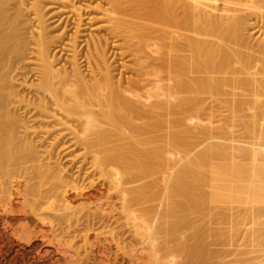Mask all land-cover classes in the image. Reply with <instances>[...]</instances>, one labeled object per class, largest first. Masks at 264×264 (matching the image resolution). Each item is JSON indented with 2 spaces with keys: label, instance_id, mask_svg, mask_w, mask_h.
Instances as JSON below:
<instances>
[{
  "label": "bare ground",
  "instance_id": "bare-ground-1",
  "mask_svg": "<svg viewBox=\"0 0 264 264\" xmlns=\"http://www.w3.org/2000/svg\"><path fill=\"white\" fill-rule=\"evenodd\" d=\"M19 1V5L16 4L18 12L16 11L12 17V15H9V10L12 5L13 8L15 7V2L11 4L13 2L11 0H0V264H61V260L67 258L68 249L71 250L70 248L73 247L71 245L68 247V244L71 243L66 246V242L57 241L58 243L53 246V251H49L47 248L41 252L40 248L45 244L42 241L38 243L34 240L36 237H41L42 240L49 239L46 231L51 223L47 222L50 220L52 222V219H57V221L59 220L64 224H69L71 221L77 222L79 224L76 223L77 227H83L82 229L86 230V234L80 231L79 228L75 231H78V236H80L79 232L83 234L80 236V242L82 241L85 249L88 247L91 249V240L87 232L96 231L95 229L100 230L101 226L104 225L103 221L101 222L103 220L102 216L107 218L105 215H108L109 218L111 216L114 218L112 214L115 213L118 216L119 212H115L117 209L114 210L116 205L114 207L113 203L116 199L112 202L114 196H110L112 193L113 195L116 193L115 196L122 201V205L119 204L123 208L120 216L124 213L126 221L127 218L136 219L132 217L134 216V213H132L133 206L135 205L134 208L141 206L137 204L143 202V200L147 202L148 198L150 199L148 201L151 202V199H153L156 203L161 198L166 200V208L164 207L165 204L160 206L163 208L161 211H164L161 214H165L167 218L165 215L162 216L163 218L159 214L156 215L158 211L154 207H144L145 209L155 210V212L151 210V213L150 209L146 212L141 207V211L146 212L148 216H145L146 214L143 212L142 223H137L136 229H132L136 231L134 233H137V236L140 235L139 247L127 250L125 247L129 249L133 244H129L130 246L123 245V248L122 245V247L120 246L123 242L120 239L117 241L118 244L115 243L117 251L122 250L124 255H127L126 261L124 258L118 260L116 253L114 258L109 254L111 248L107 242L112 240L113 243L116 238L112 233L114 229L110 230L108 228V237L102 236L104 239H100V232V238L98 235H94L98 242L91 237L97 242L91 241L92 244H97L96 248L92 246L93 253H95L93 259L97 260L95 262L98 264H134L135 259L138 257L136 261L139 260L143 256V251L148 247L155 251L156 247L160 246L159 241L157 240L156 244L155 240L156 237V239L160 237L157 235L158 233L167 235L169 238H172L170 236L176 237L181 233V230L177 232L178 227L183 226L184 229H181L185 231L184 225L189 226V231L194 227L190 237L194 236L192 239L195 242H189L190 240L185 238L184 242L181 240V244L180 242L179 245L176 244L177 242L175 244L183 252V248L186 246L184 249L185 251L188 249L189 252L186 251L188 254L185 258H188L189 255L194 260L193 264L199 263L198 260V262H195V259L203 260V256L207 260L203 263L211 264L217 253H213V251L210 253V249H208L209 253H204L203 250L199 251V247L204 246L200 243L203 241V236L206 237V235L201 230L202 228L198 227V225H201V222H198L201 217L198 218L197 216H203L204 211L208 214L211 225L215 224L212 223V220L217 223L215 224L217 227L213 225L210 229L208 228L209 221L205 217L206 214L203 216L206 218L204 220V223L206 221V225H204L207 226L205 229L208 228L213 237L217 236L216 238H219L221 236L218 239L220 242H216L214 238L210 237L209 241L211 242L208 243H211L214 247L222 242L219 247L221 251H219L224 253H221L222 256L220 252L217 255L221 256L222 259L226 258V255L233 254V252L228 253V250L226 252L225 248L227 246L223 248L225 251L222 250L221 247H224V244L233 245L231 241H236L235 243L238 244V240H241L242 244H240L244 246L245 243L242 239L245 237L243 236L253 239L254 232L250 230L254 236H248L250 235L249 230L244 227L246 223L243 224V228L241 227L246 214V221L250 220L249 218L252 215L248 214L256 210V205H264V125L260 123L264 120V33L262 34L263 37L257 38L258 43L252 45L249 42L248 49L245 48L246 41L244 44L243 30L248 29L247 23L250 20L246 18L249 17V13L245 18L241 17L240 14L239 16L235 15L241 9L235 7L237 5L233 4V0H95V3L98 1L97 5H92L94 2L89 0L90 2H88H93L91 5L95 7L91 9L94 13L97 11L99 14L95 13L98 16L96 20L106 22L104 23L107 25H104L106 33H104L105 36L101 35L102 37L91 35L93 38L89 39L90 42H87V47L85 45L86 49L82 47L84 50L82 48L79 50L77 39H80L78 35L80 34L79 30H82L79 29L81 28L82 18L76 17L85 13L83 6L85 2L87 3L86 0H80L84 3L77 5L78 7L76 6L77 10L81 11L83 9L82 11H84L82 14L77 11V16L74 15L76 14L74 4V7L70 6V8H74L75 12L69 9V5L67 7L69 11L67 10L66 15L73 13L71 16H76L75 19L70 15L69 17L74 21L76 19L79 21H73V24L77 26L74 27L77 29H75V33L70 34V37L68 35L70 32L66 34L69 39L65 43L63 35L50 36V30H48V24H45L46 19L44 20L43 15L44 4H40V6L38 0L31 2L32 4L30 3L31 0L29 1L34 6L29 5L32 7L29 9L34 10L33 16L35 18L33 17L34 20H31V22L35 21V24H33L27 21V18L26 20L21 18V13L26 12L27 8L25 9V6L28 5L23 4L25 0L23 3L22 0ZM61 1L59 3H62ZM72 1L67 3H76V0ZM240 1L242 3L244 0ZM52 3L54 2L52 1ZM77 3L79 4L78 0ZM234 3L237 4V2ZM55 4L57 6L58 2ZM20 5L24 7H21L23 12H21ZM255 5L256 3L253 6ZM86 6L88 7V4ZM15 8L17 9V7ZM60 8L61 10L64 9L63 7ZM29 9L27 10L32 14ZM250 9L255 14L260 12L257 11L256 7ZM57 12L60 13V10H57ZM254 13L250 12L255 17ZM57 15L59 16V14ZM24 21L27 25L23 23ZM92 21L94 20L92 19ZM28 22L33 26L37 23L39 31L35 34L33 31H29L31 26H28ZM98 22L96 21V23ZM22 23L29 28L26 27L27 29L24 30L25 26H21ZM158 26L160 27L157 28ZM95 28L97 29V27ZM27 30L31 34L29 38H27ZM25 34H27L26 37ZM260 39L262 40L260 41ZM119 40L120 42L122 40L126 45L123 46V43L120 45ZM133 40L135 41L133 42ZM54 43L58 45L53 46L54 50L60 54L66 51L69 52L71 60L69 63L67 62V67L55 68V58L51 50ZM110 44H112L111 47ZM112 46L118 47L119 57L129 56L130 58L127 57L129 59L134 57V60L132 59L134 62L136 59L138 68L135 70L136 72L134 71L136 76L132 73L134 79L126 78L122 80L121 78L114 81L107 56V52ZM250 46L251 48L256 46L255 53L254 48L252 49L254 54L251 50L249 51ZM118 55L116 54V56ZM79 56H82L80 57V59L83 58L81 59L82 62L79 60ZM116 56L114 55V58ZM83 62L84 64L86 62V67H91L90 74L92 76L89 75L91 77H88L90 79H86L82 74L84 70L81 69L80 64ZM28 63H31L30 66L32 65L34 71H36L38 80L37 84L31 85L34 88L31 97L21 96L16 84L20 77L24 78L26 72L23 71H26ZM110 67L112 66L110 65ZM132 67L136 68L135 66ZM128 68L130 67H125L126 70ZM22 83L25 84L26 82ZM213 100L218 101L220 108L222 106L228 112L229 115H227L230 118L227 119L226 113L221 108V113H225L226 119L224 118V123L222 121L223 124L221 123L216 129L211 126L214 124L211 120L216 116V113L219 114L220 110L219 108H213V105L210 104ZM217 107H219L218 104ZM216 110L219 112H215ZM223 115L217 116L222 118ZM245 116L251 118L250 121L245 124H238L240 126L239 130L245 136H236V130L233 127H237V125L235 126L232 122L235 123L237 122L236 118ZM67 146H70L71 150L80 148L85 151V153L82 152V162L77 163V165H80L77 166L76 163L71 165L70 163L71 166L66 167V169L74 168L73 165H75L77 168L73 170H75L74 172L78 171L76 172L78 175L75 174V177H81L79 180L73 178L74 172L71 168L66 171L65 167L52 165L55 163H52V158L54 160L58 159L56 155L54 156V151H57L55 154L60 158L61 154H59L60 150L58 149H61V153L64 155L69 150ZM73 146L77 148H73ZM62 150L63 152L66 150L65 153ZM67 172H71L73 175L71 176V173L68 175ZM66 175L71 177H67L70 178V182L66 179ZM95 176L103 180V183L99 181L101 184H98V186L94 184V188L90 181L96 183L98 179L94 178ZM88 180L90 181L88 182ZM87 182L90 184V190H88ZM136 183H140V185L134 186ZM101 185L103 187L105 185L106 190L108 188L109 191L113 192L108 191L109 193L106 192L107 194L104 195L105 193L100 188ZM68 188L72 189L71 195H68ZM165 200L160 201H163V204ZM236 202L250 204L251 208L255 210L250 211L251 208H249L250 212L244 213L247 212L246 209L244 212L241 210V214H238V208L235 215L228 210L230 207L228 208L227 205ZM153 204L150 203L152 206ZM154 206L156 205L154 204ZM160 206L158 207L160 208ZM215 209L217 212L219 211V215L217 217V212L214 211L215 216L211 217ZM220 209L223 211L220 212ZM258 209H261L262 213V208ZM227 210L231 213H228ZM189 214L192 217H189ZM228 214H230V217H232L231 214L235 215V218L238 217L237 220L227 219ZM20 215L22 216L20 217ZM254 215L258 216V214ZM168 216L173 218L172 221ZM225 216H227L226 219ZM239 216L243 220L241 217L239 220ZM256 216L254 221H252L253 217L250 221L258 222L255 221ZM259 216L264 217L261 214ZM96 217L102 218L98 221V224L101 223L99 229L96 228L98 219L94 222ZM145 217L146 219L149 217L148 221H151V223L144 221L146 220ZM193 217H197L199 220H194ZM190 218L193 219L189 220ZM157 219L159 221L165 219L166 228H164L165 226H162L163 229L157 227ZM167 220L169 221L167 222ZM260 220L259 223L262 225ZM81 221H83L82 224L79 223ZM195 221L199 223L197 226ZM232 221H238L239 224L235 222V225ZM72 222L69 225L70 227ZM225 222L227 223L226 226H224ZM232 224L233 226H231ZM43 225L48 226L46 230L42 228ZM110 225L112 224L107 226L110 227ZM127 225L132 226L130 221L127 222ZM222 225L224 227H220ZM228 225L232 228L227 227ZM238 225L241 226L238 227ZM107 226L105 227L107 228ZM133 226H135V223ZM214 226L217 230L213 228ZM197 227L200 229L196 232ZM175 228L177 231H175ZM227 228L229 231L226 230ZM258 228L260 226L255 229ZM158 229L162 230L159 231ZM173 229L178 234L173 232L174 235H172ZM231 229L234 232L231 233ZM244 229L245 234L248 232L246 235L243 232ZM164 230L168 231L163 232ZM170 230L172 231L170 232ZM260 230L255 232L257 234L261 233V235L256 234V237L264 236V230L259 232ZM238 231L239 233L242 232L240 234L243 235V238L235 240V238L241 236L238 233V237H236L235 233ZM192 232H194L193 235ZM230 233L231 238H229ZM233 233L234 236H232ZM103 234L106 235L107 233ZM117 234L121 238L122 233ZM227 235L229 236L227 237ZM256 237H254L257 239L256 242H259L261 237ZM249 238H245L246 245L249 244V240L251 242ZM179 239H181L180 235L176 240L180 241ZM230 239L232 240L229 242ZM262 239L259 246H261ZM128 241L130 240L128 239ZM161 241L160 243L164 247L167 241L165 243ZM125 242L122 244H126ZM252 242L251 244H253ZM256 242L255 244H258ZM23 243L29 244V246L25 247ZM189 243H195L199 249L194 250ZM251 244L247 248L255 246ZM188 245L190 248L187 247ZM230 245L228 246L231 247ZM173 247L175 250L174 245ZM90 249L88 248L85 252L87 256L88 252L92 253ZM250 249H246L247 252L254 250ZM164 250L161 249L162 252ZM74 252L77 253L74 254L75 256H80L82 264H85L86 262H83L84 258H81L82 254L80 255L77 250ZM200 252L204 254H197ZM254 252L257 253V249ZM261 252V256H264ZM51 253L59 256L54 261L52 260L53 262H51V259L49 262L47 257ZM118 254L120 255V252ZM178 254L180 255V253ZM207 254H211L212 257L210 258ZM213 255L215 256L213 257ZM257 256H252L253 258L247 260H254ZM242 257L243 259H240L242 262H248L244 260V256ZM77 259L76 257L75 260ZM122 260L125 262L122 263ZM175 260L170 261V264H172L171 262L174 263ZM234 260H237L236 264H238V258H234ZM249 263L258 264L250 261ZM73 264H78V260L77 263ZM79 264L81 263L79 262Z\"/></svg>",
  "mask_w": 264,
  "mask_h": 264
},
{
  "label": "rangeland",
  "instance_id": "rangeland-1",
  "mask_svg": "<svg viewBox=\"0 0 264 264\" xmlns=\"http://www.w3.org/2000/svg\"><path fill=\"white\" fill-rule=\"evenodd\" d=\"M11 1H13L11 4H13V3L15 2L14 6L17 7V9H16L15 7L13 8V7H12L13 5L11 6V5L9 4V5L11 6V8H10V6H9V8H10V10H9V15H12V17H13V16L15 15V12H16V11L18 12V6H17V5H19V4H18V1H19V0H17V1H16V0H15V1H14V0H11ZM20 1H21V0H20ZM20 1H19V2H20ZM29 1H30V0H25V2H24V0H22L21 2H22V3L24 2L23 4L29 6V5L32 4L31 2H34L35 0H33V1L31 0V1H30L31 4L29 3ZM52 1H53L54 3H52ZM60 1H61V0H47V2H46V0H42V1L38 0V4H39V5H40V4H41V5L44 4V5H43V7H44V9H43L44 11H43V12H44V13H43V12H42V13H43V15H44V20L46 19V23H45V24H46V25L48 24V30H50V36L52 35V37H53V36L55 37V36H62V35H63V40H64V43H65V42L68 41V39H69V37H70V34L75 33L74 31H75V29H77V28H75V27H77V26H75L76 24H75V25L73 24L74 22L77 21V19H76V21H74V20L71 19V17H72L73 19H75V17H76L77 14H78L77 11H79V10L76 9V8L78 7L77 5H82V4L84 3L83 1H85V0L81 1L82 3L80 2V0H78L79 4L77 3V0H76V3H75V2H74V3H67V2H69V1L71 2L72 0H69V1H68V0H66V1H65V0L63 1V0H62L61 2H62L63 4H62V3H59ZM73 1H75V0H73ZM73 1H72V2H73ZM86 1H87V3L85 2V4H86V5L88 4V7H89V8L84 4L83 9H84L85 13H83L84 11H82V10H83L82 7H80V9H82V10L79 11L80 14L83 13V14L81 15V16H83V17H81V16H79V15H78V17H76V18H79V17L82 18V19H81V22H82V23H80V27H81V28H79V29H82V30H79V32H80L79 35L77 34V35H78V38L80 37V39H77V41H78V45H79V50H81L82 47L84 48L85 45H86V47H87V42H90L91 38H93V37H99V36L102 37L103 35L105 36L104 33H106L105 30H104V25H105L104 23H106V22H103V21L101 22V21H99V20H96V18H98V16H97L98 13H97V11H96L95 13H97V14H95L94 11H93V9H91V8L94 7V6H92V5H97L96 3H98V1H96V3H95V0H90V1H93L94 3H93V2L89 3V2H90L89 0H86ZM88 1H89V2H88ZM245 1L247 2V4H246ZM249 1H250V2H249ZM252 1L254 2L255 0H244V1L242 2V3H243V4H242L240 0H239V1H238V0H233V4L237 5V6H235V7H239V8L241 9V11H238V12H239L238 14H237V12H236L235 15L239 16V14H240L241 17H244V18H245V17L248 16V13H249V17L246 18V19L250 20V21L247 23V26H248L247 28H248V29H246V31H248V32H246L245 29H244V30H243L244 34L242 33V34H243V37L245 38V39L243 38V43L246 41V42H245V43H246V45H245L246 47H245V48H247V49H248V45H250V44L254 45V43H258L257 38L259 39L261 36L263 37L262 34L264 33V29H263V28H264V6H263V5H264V0H259L260 2H258V1L256 0V1L254 2V4L256 3L255 6H253L254 4H253ZM43 2H45L46 4L43 3ZM57 2H58L57 6L60 4V5L58 6L59 8H58V7L56 6V4H55V3H57ZM234 2H237V4L234 3ZM50 3L52 4V7H51V4H50ZM92 3H93V4H92ZM250 3H252V4H250ZM258 3H259V4H258ZM16 4H17V5H16ZM47 4H48V5H47ZM64 4H65V5H64ZM73 4H74L76 10H75L74 8H72V9L70 8V6L74 7ZM91 4H92V5H91ZM240 4H241V5H240ZM260 4H261V5H260ZM21 5H22V4H21ZM21 5H20V8H21V7L24 8V7L21 6ZM41 5H40V6H41ZM68 5H69V9H70V10H73V9H74V10L76 11V12H75V11L73 10V12L76 13V14H74V15H76L75 17H73L74 15L71 16L73 13H70V14L68 13V15H66L67 10L69 11V9H67ZM238 5H240V6L243 7V8H241V7L238 6ZM247 5L250 6V7L248 8ZM28 6H27V7L25 6V9H26V8L29 9L32 5L29 6V7H28ZM76 6H77V7H76ZM244 6H246V7L244 8ZM262 6H263V7H262ZM32 7H34V6H32ZM32 7H31V8H32ZM60 7H63L64 9L61 10ZM86 7H87V8H86ZM254 7L257 8V11H260V12H258V13H260V14L256 13V14H257V15H256L254 12H252V10H251L250 8H254ZM9 8H8V9H9ZM12 8H13V9H12ZM22 8H21V10H22L21 12H23V9H22ZM94 8H95V7H94ZM247 8H248V10H247ZM259 8H260V9H259ZM14 9H16V10L14 11ZM27 9H26V12L24 11V14H26V15H24L23 13H21V18H23L24 20H26V18H27V19H28L27 21H30V22H31V20L33 21L34 18H35V17L33 16V15H34V12H33L34 10H32V9L30 10V9H29V10L32 12V14H31ZM53 10H54V11H53ZM57 10H60V13H58L59 11L57 12ZM65 10H66V11H65ZM94 10H95V9H94ZM246 10H247V11H250L252 14L254 13V14H255V17H254V15L250 14V12H247ZM12 11H13V12H12ZM45 11H46V12H45ZM61 11H64V12H61ZM88 11H89L90 15H89ZM27 12H28V13H27ZM54 12H55V13H54ZM56 12H57V13H56ZM70 12H71V11H70ZM11 13H12V14H11ZM47 13H48V14H47ZM246 13H247V14H246ZM22 14H23L24 16H23ZM57 14H59V16H58ZM61 14H63V15H61ZM242 14H243V15H242ZM31 15H32V16H31ZM69 15H70L71 17H69ZM88 15H89V16H88ZM98 15H99V14H98ZM233 15H234V14H233ZM67 16H68L69 18H68ZM84 16H86V17H84ZM96 16H97V17H96ZM251 16H252V17H251ZM258 16H261V17H258ZM31 17H32V19H31ZM33 17H34V18H33ZM48 17H49V18H48ZM52 17H53V18H52ZM89 17H90V18H89ZM47 18H48V19H47ZM57 18H58V19H57ZM87 18H88V19H87ZM91 18H92L94 21H92ZM250 18H251V19H250ZM256 18H257L258 21L256 20ZM23 19H22V20H23ZM49 19H51V20H49ZM90 19H91V20H90ZM56 20H57L58 22H57ZM60 20H61V21H60ZM63 20H64V21H63ZM89 20H90V21H89ZM252 20H253V21H252ZM255 20H256V21H255ZM261 20H262V21H261ZM73 21H74V22H73ZM78 21H79V20H78ZM78 21H77V22H78ZM91 21H92V23H91ZM96 21H97V22L99 21V22L96 23ZM30 22H28V26H29V27L31 26V27H32V30H31V27H30L29 31H33L34 34L37 33V32L39 31V28L37 29V23H36L35 26H33V24H35V21H34V22H31V23H33L32 25L30 24ZM83 22H84V23H83ZM23 23H25V21H24ZM23 23H22V24H23ZM50 23H51V24H50ZM60 23H61V24H60ZM249 23H250L251 25H253V26H251ZM256 23H258V24H256ZM22 24H21V26H25V24L27 25V23H25V24H23V25H22ZM29 24H30V25H29ZM83 24H84V25H83ZM93 24H94V25L97 24V25L94 26ZM254 24H255L256 26H258L259 28L261 27L262 29H261V28L258 29ZM259 24H260V25H259ZM57 25H59V26H57ZM249 25H250V26H249ZM28 26H25V28H23V29L25 30V29L29 28ZM50 26H51V27H50ZM67 26H69V27H67ZM74 26H75V27H74ZM99 26H100L101 28H100ZM105 26H107V25H105ZM154 26H155V25H154ZM156 26H157V25H156ZM262 26H263V27H262ZM26 27H27V28H26ZM35 27H36V28H35ZM55 27H56V28H55ZM63 27H64V29H63ZM83 27H84V28H83ZM95 27H97V29H96ZM98 27H99V28H98ZM159 27H160V26H158L157 28H159ZM254 27H256L257 29L254 28ZM65 28H66V29H65ZM67 28H68V29H67ZM23 29H22V31H24ZM72 29H73V30H72ZM91 29H92V30H91ZM98 29H99V30H98ZM101 29H102V30H101ZM34 30H35L36 32H35ZM58 30H59V31H58ZM66 30H67V31H66ZM95 30H96V31H95ZM254 30H255V32H254ZM257 30H259V31L257 32ZM261 30H262V31H261ZM27 32H28V30H27ZM66 32H67V33H66ZM69 32H70V33H69ZM72 32H73V33H72ZM98 32H99V33H98ZM23 33H25V31H24ZM54 33H55V34H54ZM63 33H65V34H63ZM68 33H69V34H68ZM259 33H260V34H259ZM27 34H28V37H27V38H29V37L31 36V34H30L29 32H28ZM27 34H25V37H26ZM29 34H30V35H29ZM66 34H68L69 37H68V35H66ZM95 34H96V35H95ZM252 34H253V35H252ZM258 34H259V35H258ZM91 35H92V36L94 35V36L92 37ZM101 35H102V36H101ZM71 36H73V35H71ZM252 36H253V37H252ZM246 38H247V39H246ZM263 38H264V37H263ZM87 39H88V40L90 39V40L88 41ZM85 40H87V41H85ZM261 40H262V39H260V41H261ZM110 41H111V40H110ZM134 41H135V40H133V42H134ZM62 42H63V41H62ZM85 42H86V43H85ZM119 42H120V40L118 41V43H119ZM249 42H251V43L249 44ZM83 43H84V44H83ZM121 43H123L122 40H121V42H120V45H121ZM245 43H244V44H245ZM54 44H55V45H54ZM54 44H52V48H51V50L53 51V52H52V55H53L54 58H55V59H54V60H55V66H56L55 68H61V67H63V66H66V67H67V66H68V63H69L70 60H71V58H70L71 56H70L69 52L66 51V52H63V53L60 54L58 51L54 50V49H55L54 47L58 46L56 43H54ZM58 44H59V43H58ZM111 45H112V44H110V47H111ZM125 45H126V44H125ZM125 45H124V43H123V46H125ZM53 46H54V47H53ZM80 46H81V47H80ZM86 47H85L84 49H86ZM110 47H109V48H110ZM255 47H256V46H252V48H251V46H250L251 49H249V51L251 50V52H252V49L254 48V53H255ZM83 48H82V50H84ZM112 48H114V49H112ZM112 48H110V49H109V52H107V53H108L107 56H108V58H109V59H108V60H109V63H110V65L112 66V67H110V65H109V69L111 68L110 70H111V72L113 73L114 81H118V80L121 79V78H122V80H123V79L125 80L126 78H132V79H134L135 77H133V75H134L135 72H136L135 70H137V68H138V67H137L138 65H137V61H136V59H135V62H134V61H133V60H134V57H133V58L131 57L133 60H132V59H129V58H130L129 56H127V57H129V58H127L126 56L123 57V58H121L122 56L119 57L120 55H118V54H120V52H118L119 49H117L118 47L116 48L115 46H112ZM242 50H243V48H242ZM243 51H244V50H243ZM245 51H246V50H245ZM247 51H248V50H247ZM252 53H253V52H252ZM254 53H253V54H254ZM59 54H60V55H59ZM65 54H66V55H65ZM67 54H68V55H67ZM112 54H113V55H112ZM116 54H117L118 56H116ZM80 55H82V54H80ZM114 55L116 56L115 58H114ZM80 57H82V56H79V60L81 61V59H83V58L80 59ZM136 58H137V57H136ZM124 60H125V62H124ZM138 61H139V60H138ZM65 62H66V63H65ZM67 62H68V63H67ZM81 62H82V61H81ZM133 62H134V63H133ZM63 63H64V64H63ZM111 63H112V64H111ZM28 64H29V63H28ZM30 64H31V63H30ZM30 64H29L28 67L26 68V71H25V70L23 71L24 73L26 72V73H25L26 75L24 74V76H23L24 78L20 77V78H19L20 80L18 79V82H16V84L18 85V86H17V90L19 91V93H20L21 96H29V97L33 96L34 88H33L31 85H35V84L38 83V82H37L38 80H37V78H36V77H37V76H36L37 73H36V71H34L33 66H32V65L30 66ZM122 64H123V65H122ZM113 65H114V66H113ZM124 65H125V67L127 66V67H130V68H128V70H126L127 68L125 69ZM83 66H84V67H83ZM86 66H87L86 62H85V64H84V62L80 64L81 69L84 70V71H82L81 69H80V70L82 71L83 76L87 79L88 77H91L92 74H90V73H91V71H90V70H91V69H90L91 67H89V66L86 67ZM132 66H135L136 68H134V67H132ZM113 67H114V68H113ZM131 68H132V69H131ZM133 68H134V69H133ZM112 70H114V71H112ZM134 71H135V72H134ZM83 72H84V73H83ZM112 73H111V74H112ZM132 73H133V75H132ZM89 75H91V76H89ZM134 76H136V75H134ZM88 79H90V78H88ZM22 82H26V83L24 84V83H22ZM21 83H22V84H21ZM23 84H24V85H23ZM220 98H221V97H220ZM222 98H223V97H222ZM208 102L210 103V101H208ZM212 102H214V103H212ZM212 102H211L210 104L213 105V108H215V109H218V108H219V110H220V112H219L218 110H216L215 112H219V114L216 113L215 115H216V116H217V115H220V116H221V115L224 114V115L222 116V118L219 116L221 119H220L218 116H217L218 118H217L216 116H214V117H213L214 120H213V119L211 120V121H212V124L214 123V124L211 125V126H212V127H215V129H216V128H218V127L221 125L222 121H223V123H224L226 117H227L228 120H229L230 118H228V115H229V114H228V112L225 111V109L222 108V106H221V108L224 110L223 112L226 113V117H225V113H221L222 109L220 108L219 103H217L218 101L215 102V101L213 100ZM214 104H215V106H214ZM217 104H218L219 107H217ZM215 109H214V110H215ZM227 114H228V115H227ZM247 114H248V113H247ZM247 117H248V116L241 117V118H236V121H237V122H235V123L232 122L235 126L237 125V127H233L234 130H236V131H235L236 134L234 133L236 136H240V137H244V136H245V135L242 133V131L239 130V129H240V128H239L240 126H238V124L241 125L242 123L245 124V123H247L248 121H250L251 118H249V117L247 118ZM224 118H225V119H224ZM223 119H224V120H223ZM237 119H238V120H237ZM239 119H240V120H239ZM234 120H235V119H234ZM230 121H231V120H230ZM232 121H233V120H232ZM204 123H206V122H204ZM204 123H203V124H204ZM223 123H222V124H223ZM260 123H261L262 125H264V120H263L262 122L260 121ZM187 124H188V123H187ZM217 126H218V127H217ZM234 130H233V131H234ZM238 130H239V131H238ZM238 133H239V134H238ZM240 133H241V134H240ZM232 134H233V133H232ZM234 134H233V135H234ZM70 146H71V145H70ZM70 146H69V147L67 146V147L69 148V150H70L71 152H68L69 150H68L67 148H66V149H67L68 151L65 150L66 153H65V151L63 152V150H62V152L65 153L64 155L61 153V149H58V150H60V153H59V152H58V153L61 154L60 158H59V156H57V154H55V152L57 153V151H54V156L56 155V158H58V159H55V160H54V158H52L53 160H51V161H52V163H53V162L58 163V164H55V163H54V164H52V165H56V166L59 165V166H61V168H64V167H65V170H66V171H68L67 169H70V168H71L72 171L74 172V171L76 170V168H77L75 165H73L74 168H75V170H73L74 168H72V167L67 168V169H66V167L71 166L72 163H73V164L76 163V165H77V163H81V162H82V158H81V156L83 155V153H85V151H84L83 149L81 150L80 148L71 150V149H70ZM64 147H65V146H64ZM71 148H72V147H71ZM73 148H77V147H74V146H73ZM40 149H41V148H40ZM41 151H42V150H41ZM82 152H83V153H82ZM67 153H68L69 155H68ZM70 153H71V154H70ZM68 156H69V157H68ZM60 159H61V160H60ZM56 160H57V162H56ZM59 160H60V161H59ZM74 161H75V162H74ZM70 163H71V165H70ZM78 165H80V164H78ZM78 165H77V166H78ZM59 166H58V167H59ZM69 171H70V170H69ZM72 171H71V172H72ZM71 172H67V174L70 175ZM73 172H72V173H73ZM76 172H78V171H76ZM76 172L73 173L74 175L71 173V176L73 175V178L75 177V174L78 175V173H76ZM65 174H66V172H65ZM82 176H83V175H82ZM67 177H70V176H67V175H66V179L69 181V179H70L71 177H70L69 179H68ZM77 177H79V176H77ZM75 178H76V177H75ZM80 178H81V177H80ZM80 178H76V179L79 180ZM94 178H97V177L95 176ZM92 179H93V178H92ZM97 179H98V181H97L96 179H94L95 181H97L96 183H94V181H92L91 179H90V180H91L92 182H91L90 180H88V182L90 181V184H92L93 187H94V184H96V186H98V184L100 185L101 182L103 183V180H101V179H99V178H97ZM76 181H77V180H76ZM86 181H87V180H86ZM86 181H85V182H86ZM99 181H101V182L99 183ZM69 182H70V181H69ZM88 182H87V187H89V185H90ZM85 184H86V183H85ZM137 184H138V183L134 184V186H136ZM138 185H140V183H139ZM104 187H106V186L104 185ZM104 187L101 185L100 188H101V190H102L105 194H104L103 192H102V193H103L104 195H106V194H107L106 192H108L109 189L107 188V190H106V188H104ZM94 188H95V187H94ZM92 189H93V188H92ZM92 189H91V190H92ZM68 190H69V192H71V193L68 192V195H69V194L71 195V194H72V189H69V188H68ZM70 190H71V191H70ZM88 190H90V187H89ZM93 190H94V189H93ZM93 190H92V191H93ZM109 192L111 193V192H113V191H109ZM109 192H108V193H109ZM115 195H117V194L115 193ZM115 195H113V193H112V195L110 194V196H112V197L114 196L113 198H112V197H110V198H112V202H113L114 199H116V200H114L113 203H114V207H115V205H116V208H114V210L117 209L115 212H117V213L119 212V213H118V216H117V214H116L115 212H113V213H115V214H112V215H114V218H112V216H111L112 219L109 218L108 215H105V216H107V218H105L104 216H102L103 220H101V222L103 221L102 223L104 224V225H102V226H101V223L98 224V221H100L99 219H102V218H101V217H100V218H99V217H98V218L96 217V219L94 220V222L98 219V220L96 221V222H97L96 225H98L96 228H98L99 226H101V228L99 227L100 230L95 229L96 231H91V232L88 231L87 234H89V238H90V240L93 241V242L95 243L97 239L94 238V235H98V237H99V232H100V237H101V238H100V237H99V238H100V239H104L103 237L106 238V237H108V234H109V230H107V229H108V228H109L110 230H111V229H112V230L114 229V230H113L114 232H112V233H114V235H115L116 238L113 240V243H112V240H109V242H107V244H108V243L110 244L109 247L111 248V249L109 250V251H110L109 254H110V256H111L112 258H114V257L117 255L118 260H121V259L124 258V260L126 261V260H127V257H126L127 255H124V252H123L122 250L117 251L118 249H117V245H116L115 243H117V241L120 239V241H123L122 243H124V241H126V242H125L126 244H122V243H121L120 246H121V245H122V246H123V245L130 246L129 244H133V245H134V246L132 245L131 247H129V249H128V247H125V249L127 248V250H130V248L132 249L133 247H134V248H135V247H139V241H138V240H139L140 235L137 236L138 234L136 233V234H137V235H136V234L134 233V232H136V231H134V230L136 229V226H137L136 224H137V223H138V224L142 223V222H141V217L144 215L143 212L146 211V210H149V209H150L149 211H150V213H151V212L154 210V209H153V210L151 209V208H153V207L155 208L156 211H158L156 215L159 214V215L161 216V218H163L162 216H164L165 214H163L164 211H161L163 208H161L160 205H164V204H165L164 207L166 208V200H165L164 198H161L160 200H165V201H164V203L162 204L163 201H160V200H159V201H160V204H159V205H158L159 201H157L158 203H156V201L154 202V200L151 199V202H150V201H148L149 198L147 199V202H146V200H145V201L143 200V202H139L137 205H141V206H138L140 210L137 209V208H138L137 206L134 208L135 205L133 206V209H132V211H133L132 213H134V216H132V217H133L134 219H135V218H136V219H135V220H133V219L131 220V219H128V218H127V221H126V218H125L126 215H125L124 213H122V215L120 216V214H121V212H122V209H123V208L120 207V205H122V201L120 200V198L118 199ZM159 198H160V197H159ZM149 200H150V199H149ZM157 200H158V199H157ZM152 201H153V202H152ZM145 203H146V205H145ZM150 203H151V204L154 203V204L157 206V209H156V206H154V204H153V206H152V205H150ZM119 204H120V205H119ZM143 204H144V205H143ZM241 204H242V205H241ZM148 205H149V206H148ZM146 206H147V207H150V206H151V208H149V209L146 208V209H145L144 207H146ZM158 206H160V208H159ZM227 206H228V208L230 207V209H228V210H230L231 212H233V214H235V215H236L235 211H236L238 208H239L238 210L240 211V213H239V211H238V214H241V212H242L241 210H243V212H244L246 209H247V212H244V213H248L249 208H251V205H250V204H243V203H239V202H236V203H233V204H229V205H227ZM234 206H235V207H234ZM236 206H237V207H236ZM239 206H240V207H239ZM241 206H242V207H241ZM259 206H260V207H259ZM262 206L264 207L263 204H262V205H261V204H260V205H259V204L256 205V207H255L256 210H255L254 208H251V209H250V211H252V210L254 209V210L256 211V213H254L255 211L253 210L254 212H250V211H249V212L252 213V214H250V213L248 214V215H252V217H253L254 214H258V216L254 215V217L256 216V219L258 218L257 220L255 219V221H258V222H251V221H250L251 218H252L251 216H249V217H251V218H249L250 220H247V221H246V218H247L246 215H247V214L245 215L246 218L244 217L245 220L242 219V217H243L242 215H243V214L241 215L242 217L239 216V220H240V217H241V219L243 220V223H242V227H241V228H243V226H244L243 224L246 223V225H245L244 227L247 228L246 230H249L248 232H249L250 235H248V236H254V235H255L254 237H256V234H257V233H255V232H257V230L261 229L259 232H261L262 230H264V221H261V220H264V217L261 216V217H262V218H261V217L259 216V214L264 215V212H263L264 209H263ZM141 207H142L143 209H142ZM258 208H262V210H263L262 213H261V209H258ZM141 209H142V210L145 209V210L142 212ZM216 209H217V208H216ZM216 209L213 210V214H212V215L210 214L211 212L209 213V215H211V217H213V215H214V211H216ZM233 209H235V210L232 211ZM151 210H152V211H151ZM155 210H154L153 212H155ZM217 210H218V209H217ZM228 210H227V211H228ZM257 210H258V212H259V210H260V212L258 213ZM159 211H160V212H159ZM222 211H223V210L220 209V212H222ZM230 211H228V213H231ZM146 212H148V211H146ZM146 212H144V213L146 214L145 216H148ZM161 212H163V213H162L163 215L161 214ZM207 212H208V211H207ZM216 212H217V211H216ZM216 212H215V213H216ZM225 212H226V211H225ZM137 213H138V214H137ZM150 213H148V214L151 216ZM218 213H219V211L216 213V214H217V217H218V215H219ZM123 214H124V215H123ZM139 214H140V215H139ZM195 214H196V213H195ZM195 214L193 215L194 217L196 216ZM205 214H206L205 217H207V220H208V219H209V218H208L209 216H208V214L206 213V211H204V212L202 213L203 216H204ZM132 215H133V214H132ZM152 215H153V214H152ZM190 215H191V214H189L188 216H189V217H192V216H190ZM225 215H226V213H225ZM235 215H232V214H231L232 217H230V214H228V215H227L228 217L225 216V219H226V217H227V219H229V220H232L231 218L237 220L238 217L236 216L237 218H235V217H234ZM21 216H22V215H20V217H21ZM160 216H159V217H160ZM203 216H199V215L197 216L198 218L201 217V220H200V221H198L199 219H198L197 217H196V218L193 217V218H194V220L197 219V221H198L199 223L201 222V223H200L201 225H200V226L198 225V227H201V228H202L201 230L205 232L204 234L206 235V237L203 236V238H202L203 241H201V243H200V245H204V246H202V248H204V249H202L201 247H199V248H200V249H199L198 246H196L195 243H192V244L189 243V245L192 246L194 250H195V249H196V250L199 249V251H200V250H203L204 253H206V252L209 253V252H208V249H210V251H211L210 253H212V251H213V253H217V255H218L219 252L221 251V249H220L219 247H220V245H222V242H221V243H218L219 246H218V245H215L214 247L212 246L211 243H208V242H211V241H209V240H210V239H209L210 237L214 238V240H216V242H220L218 239H219L221 236H219V238H216L217 236H216V237H213L212 232L210 233V232L208 231V228L212 229L211 226H213V225H215V224H217V223H216L215 221L212 220V223H215V224H212V225H211V224H210L211 220H208L209 223H208V222H207V223L209 224L210 227L208 226V228L205 229V227H207V226H205V225H206V224H205L206 221H205V223H204V220H206V218H204ZM214 216H215V215H214ZM122 217H123V218H122ZM154 217H155V216H154ZM156 217L158 218V216H156ZM165 217H166V215H165ZM168 217H169V216H168ZM183 217H184V216H183ZM217 217L215 218L216 220H217ZM254 217L252 218V219H253L252 221H254ZM259 217L261 218V220H260ZM166 218H167V217H166ZM169 218H170V217H169ZM169 218H168V219H169ZM186 218H188V217L186 216ZM193 218H190L189 220H191V219H193ZM203 218H204V219H203ZM54 219H55V218H54ZM106 219H107V220H106ZM108 219H109V220H108ZM122 219H123V220H122ZM143 219H144V218H143ZM145 219H146V217H145ZM148 219H149V217H148ZM148 219H146V220H144V221L147 222ZM150 219H152V217H150ZM153 219H154V218H153ZM172 219H173V218L171 217L170 220L172 221ZM211 219H213V218H211ZM225 219H224V220H225ZM121 220H122V221H121ZM157 220L159 221V219H157ZM194 220H192V221H194ZM224 220H223V221H224ZM259 220H260V222H261L262 225H260ZM48 221H49V220H48ZM106 221H107V222H106ZM129 221H130V224H131L132 226H128V225H127V222H129ZM137 221H138V222H137ZM152 221H153V220H152ZM158 221H157V227L163 229V227L165 226L164 228H166L167 225H166V223H165V222H166L165 219H163V221H161V219H160V221L163 222V223H161L160 221L158 222ZM164 221H165V222H164ZM168 221H169V220H167V222H168ZM197 221H195L196 226H197V224H199V223H197ZM244 221H245V222H244ZM52 222H53V223H52ZM52 222H51V220H50L49 222H47V223H51V225H52V226H51V225H48V226H49L48 229H47V227H48L47 225H43V227H42V228L45 229V230L47 229L46 234H47V237H49V239L46 238V240H42L41 237H36V239H34L35 242H38V243H39L40 241H42V243L45 244V245H42V246H41V248H40V251H41V252H42L43 250L47 249V248H48L49 251H53V249H54L53 246H54L55 243H58L57 241L62 242V243H63V242H64V243L66 242V243H65L66 246H67L68 243H71V244H68V247H70L69 245H71V246H73V247L70 248L71 250L68 249V251L65 249V250L67 251V253H66L67 258H66V259H65V258L62 259V260H61V264H73V263H75V262L77 263V260H78V264H79V262L82 264V262H81V260H80V256H75V255L77 254V253L74 252L75 250L79 251L78 253H80V255L82 254V255H81V258H84V259H85V261H84V259H83V262H84V263H85V262H86V263L88 262V264H98V263H96L97 260H94V259H93V258H95V256L93 255V254H95V253H93V249H92V246H93V248H96V245H97V244L94 245V244H92V242L90 241V244H91L92 246H91V249H90V247H88V248H89L90 250H92V251H91L92 253H89V252H88V256H87V255L85 254V252H87L86 250H87L88 248L85 249V248L83 247L84 245H82V241L80 242V236L83 235V234H81V232H79V233H80V236H78V235H79V234H78V231L75 232L76 230H79V229H80V231H83V232L86 234V230L84 231V229H82L83 227H77V224H78V223H77V222H72V221H71V222H72L71 227L69 226L71 222H69V224H68V223H65V224H64V223L61 222V221L59 222V220L57 221V219H56V220H53V219H52ZM82 222H83V221H81V222H79V223L82 224ZM105 222H106V223H105ZM131 222H133V223H131ZM139 222H140V223H139ZM148 222L151 223V221H148ZM218 222H219V221H218ZM226 222H227V220H226ZM226 222H225L224 226L227 225ZM235 222H236V221H234V222L232 221V223H234V224L236 225V223H237L238 221H237L236 223H235ZM248 222H249V224H248ZM58 223H59V224H58ZM60 223H61V224H60ZM76 223H77V224H76ZM114 223H115V224H114ZM134 223H135V226H133ZM192 223H193V226H195L194 222H192ZM223 223H224V222H223ZM223 223H222V224H223ZM228 223H229V222H228ZM240 223H241V221H240ZM253 223H254V224L256 223V224L254 225ZM258 223H259V224H258ZM67 224H68V225H67ZM74 224H76V225L74 226ZM109 224H112V225H110V227H113V228L108 227ZM204 224H205V225H204ZM218 224H219V223H218ZM230 224H231V223H230ZM230 224H229V225H230ZM237 224H239V223H237ZM62 225H63V226H62ZM78 225H79V224H78ZM83 225H85V223H83ZM107 225H108V226H107ZM126 225H127V226H126ZM150 225H151V224H150ZM220 225H221V223H220ZM229 225H228L227 227H230ZM247 225H248L249 227H248ZM256 225H257V226H256ZM44 226H46V227L44 228ZM103 226H104V227L107 226V228H106V227H105V228H102ZM122 226H123V227H122ZM124 226H125V227H124ZM162 226H163V227H162ZM215 226H216V225H215ZM215 226L213 227L214 229L217 227V226H216V227H215ZM224 226L222 225V226H220V227H224ZM231 226H233V224H232ZM240 226H241V225H238V227H240ZM254 226H255V228L260 226V228H258V229L256 230V229L254 228ZM61 227H62V228H61ZM76 227H77V228H76ZM93 227H94V226H93ZM114 227H115V228H114ZM119 227H120V228H119ZM126 227H127V228H126ZM134 227H135V228H134ZM182 227H183V226H182ZM182 227H181V226H180V228L178 227V229H179L178 231H177L176 228H175L176 230H175V229H173V231L170 230V232L172 231V233L174 232V230L177 231V232H179V231L181 230V233H179L180 238H181V239H179L180 241H177L178 238H179V235H176V237L170 236V237H172V238H169V236L167 237V235H163L161 232H160L161 234H159L158 232L161 231L162 229H161V230L158 229L159 231L157 232V233H158L157 235L160 236V237H158V239H156V238H157V237H156L155 240H156V244H157V240L159 241L158 244H159L160 246L156 247V250H155V251L148 247L146 250L143 251V256H142L141 258L139 257V258H140L139 260L136 261V259H138V257L135 259L134 264H170V261L175 260V258H176L177 261L175 260L174 263L171 262L172 264H176V263H178V264H184V262H185V264H187V263L189 264V263H191V262H192L191 264H193V263H194V262H193L194 260H192V259L190 258L189 255L187 256L188 258H185L186 255H187L188 252H189V250L187 249L186 251H188V252L186 253V251H185V249H184L186 246L183 248V250H184V252H183V251H181L182 249H180L177 245H179V242H180V244H181L182 241L184 242V239H185V238H187V240L189 239V240H190L189 242H192V241L195 242V240L192 239V238H194V236L190 237V235H191V231H193L194 227H193V229H192V225H191L190 227H191L192 230L189 231V230H190L189 226L184 225V227H185V231H186V232H185L184 230H183L184 232L182 231V229H184V228H182ZM198 227H197V229H196V232L200 229V228L198 229ZM236 227H237V226H236ZM236 227H235V228H236ZM71 228H72V230H71ZM78 228H79V229H78ZM94 228H95V227H94ZM99 228H98V229H99ZM122 228H123V229H122ZM181 228H182V229H181ZM187 228H188V229H187ZM218 228H219V227H218ZM230 228H232V227H230ZM230 228H229V229H230ZM248 228H250V229H248ZM49 229H51V230H49ZM74 229H75V230H74ZM81 229H82V230H81ZM104 229H105V230H104ZM120 229H121V230H120ZM132 229H134V230H132ZM214 229H213V230H214ZM219 229H220V228H219ZM48 230H49V231H48ZM54 230H55V232H54ZM69 230H70V231H69ZM73 230H74V232H73ZM93 230H94V229H93ZM116 230H120V231H116ZM215 230H217V229H215ZM226 230H228V228H227ZM233 230L235 231L234 228H233ZM233 230L231 229L230 232L232 233ZM240 230H242V229H240ZM250 230H252V232H254V233H253L254 235L251 233ZM101 231H102V232H101ZM107 231H108V232H107ZM165 231H168V230H164L163 232H165ZM218 231H219V230H218ZM221 231H222V229H221ZM228 231H229V230H228ZM234 231H233V232H234ZM68 232H70V233H68ZM71 232H73V233H71ZM95 232H96V233H95ZM143 232H146V231H143ZM170 232H169V233H170ZM177 232H176V233H177ZM188 232H189V233H188ZM194 232H195V231H194ZM194 232H192V235L194 234ZM196 232H195V234H196ZM208 232H209V234L207 235ZM213 232H214V231H213ZM223 232H224V231H223ZM226 232H227V231H226ZM243 232H244V234H245V229H244ZM246 232H247V231H246ZM248 232H247V233H248ZM262 232H263V231H262ZM91 233H92V235H91ZM101 233H102V234H101ZM103 233H107V234L104 235ZM117 233H119V234L122 233L121 238L118 237V236H120V235H118ZM133 233H134V234H133ZM166 233H167V232H166ZM172 233H171V234H172ZM174 233H175V232H174ZM174 233H173L172 235H174ZM176 233H175V234H176ZM218 233H219V232H218ZM220 233H221V232H220ZM224 233H225V232H224ZM227 233H228V232H227ZM231 233H230V237H229V238H231ZM238 233H239V231L235 233L236 237H238ZM240 233L242 234V232H240ZM240 233H239V235H241ZM247 233H246V234H247ZM110 234H111V233H110ZM116 234H117V236H116ZM177 234H178V233H177ZM213 234H214V233H213ZM216 234H217V233L215 232V235H216ZM246 234H245V235H246ZM259 234L261 235V233H259ZM259 234H257V235H259ZM263 234H264V233H263ZM263 234H262V235H263ZM129 235H130V236H129ZM169 235H170V234H169ZM183 235H184V236H183ZM219 235H220V234H219ZM225 235H226V234H225ZM50 236H51V237H50ZM67 236H68V237H67ZM75 236H76V237H75ZM102 236H103V237H102ZM154 236H156V235H154ZM162 236H163V238H162ZM228 236H229V235H227V237H228ZM232 236H234V233H233ZM242 236H243V235L239 236L240 238H235V237H234V238H235V240H236V239H242L243 237H245L246 239L249 238V237L247 238L246 236H243V237H242ZM52 237H53V238H52ZM71 237H72V238H71ZM74 237H75V238H74ZM91 237H93V238L96 239V240L94 241L93 238H92V239H93V240H92ZM110 237H111V236H110ZM128 237H131V238H128ZM177 237H178V238H177ZM222 237H223V236H222ZM227 237H225V238H227ZM241 237H242V238H241ZM254 237H253V239H251V237L249 238V239H251V242L253 241V242H252L253 244H251L250 240L248 241V243L251 244V245H255V246H254V247L250 246L249 248H247V247L249 246V244L246 245L247 241L245 240V238H243L242 240H243V243H245L244 246H246V247H244L243 245H241V244H242L241 240H240V241L238 240V244H237V243H235L236 241H231L233 238L230 239L229 242L231 241V242L233 243V245H230V244H228L226 241H224V242H226L228 245H230L231 247H229L227 244H224L225 246H224V247H221L222 250H224L223 248H225V247L227 246L228 248H227V247L225 248V249H226V252H228V251H229L228 253H232V252H233L234 255H233V254L230 255V256H229V255H226L227 257L225 256L226 258H223V259H222L221 256H222V254L224 253V252L222 251L223 253L220 252V254L222 253L221 256H217V255L215 256V255H213V257L215 256V257H214L215 260H214V258H213V261L211 260L213 263L211 262V264H230V263H231V264H233V263L236 264V261H237V260L235 261L234 258H236V259L238 258V264H240V263H241V264H250L249 261H250L251 263H254V262H255V263H258V264H264V259H263L264 256H263V255L261 256V254H260L261 250H262V252H263V253H262V252H261V253L264 254V250H263V249H264V239H262L264 236H263V237L258 236V237H261V239H262L261 246H259V245H260L259 242L261 241V239H260V240L258 239V240H259V242L257 241L258 244H255V242H256L257 239H255ZM258 237H256V238H258ZM38 238H39V239H38ZM78 238H79V239H78ZM165 238H166V239H165ZM74 239H75V240H74ZM110 239H111V238H110ZM128 239H129L130 241H128ZM132 239H133V241H132ZM164 239H165V240H164ZM171 239H174V240H171ZM176 239H177V240H176ZM254 239H255V242H254ZM63 240H64V241H63ZM78 240H79V241H78ZM140 240H141V239H140ZM160 240H162L161 242H164V243L167 241L165 244L163 243V244H164V247L162 246V243H160ZM170 240H171V242H170ZM181 240H182V241H181ZM220 240L222 241L223 239H220ZM224 240H228V239H224ZM244 240H245V241H244ZM127 241H128V242H127ZM185 241H186V240H185ZM44 242H45V243H44ZM97 242H98V240H97ZM97 242H96V243H97ZM129 242H131V243H129ZM137 242H138V244H137ZM154 242H155V241H154ZM172 242H174V243H172ZM176 242H177V243H176ZM186 242H187V241H186ZM213 242H214V241H213ZM257 242H256V243H257ZM40 243H41V242H40ZM127 243H128V244H127ZM167 243H170V244H167ZM175 243H176L177 245H176ZM240 243H241V244H240ZM23 244L25 245V247H28V246H29V244H26V243H23ZM65 244H63V245H65ZM117 244H118V243H117ZM156 244H155V246H156ZM187 244H188V243H187ZM187 244H186V245H187ZM193 244H195V245H193ZM197 244H198V243H197ZM210 244H211V245H210ZM234 244H235V245H234ZM169 245H170V246H169ZM173 245L175 246V250H174ZM184 245H185V244H184ZM184 245H183V246H184ZM189 245L187 246L188 248H190ZM198 245H199V244H198ZM238 245H239V246H238ZM80 246H81V249H80ZM111 246H112V247H111ZM115 246H116V247H115ZM122 246H121V247H122ZM161 246H162V247H161ZM216 246L218 247V249H217ZM234 246H235V247H234ZM241 246H242V247H241ZM258 246H259V247H258ZM64 247H65V246H64ZM64 247H63V249H64ZM68 247H67V248H68ZM160 247H161V248H160ZM166 247H167V248H166ZM169 247H170V248H169ZM180 247H181V245H180ZM215 247H216V249H217L218 251L215 249ZM232 247H233V248H232ZM236 247H237V248H236ZM238 247H239V248H238ZM255 247H256V248H255ZM65 248H66V247H65ZM83 248H84V249H83ZM114 248H116V249H114ZM123 248H124V246H123ZM165 248H166V249H165ZM172 248H173V250H172ZM176 248H177V249L179 248V249H178V252H177V249H176ZM250 248H251V249H254V250H252L253 252H252V251H248V252H249V253H248L247 250L250 249ZM261 248H262V249H261ZM41 249H42V250H41ZM82 249H83V250H82ZM125 249H124V250H125ZM161 249H162V251H163L164 249H165L166 251L164 250V252H162ZM242 249H244V251H242ZM246 249H247V250H246ZM251 249H250V250H251ZM255 249H257V253L254 252ZM90 250H89V251H90ZM94 250H95V249H94ZM127 250H125V251H127ZM148 250L151 251V252L149 253ZM219 250H220V251H219ZM227 250H228V251H227ZM236 250H238V251H237V254H236V256H235ZM170 251H171V252H170ZM174 251H175V252H174ZM180 251H181V252H180ZM224 251H225V250H224ZM73 252H74V253H73ZM82 252H83V253H82ZM94 252H95V251H94ZM112 252H113V253H112ZM118 252H120V255H121L122 257L118 254ZM176 252H177V253H176ZM201 252H202V251H201ZM201 252H200V253H197V254H204V253H201ZM226 252H225V253H226ZM258 252H259V253H258ZM115 253H116V255H115ZM154 253H155V254H154ZM175 253H176V254H175ZM178 253H180V255H179ZM181 253H182V254H181ZM239 253H240V254H239ZM253 253H254V254H253ZM41 254H42V253H41ZM68 254H69V255H68ZM71 254H72L73 256H72ZM74 254H75V255H74ZM112 254H114V255H112ZM146 254H147V255H146ZM153 254H154V255H153ZM169 254H171V255H169ZM172 254H174L176 257H175L174 255H172ZM90 255H91V256H90ZM150 255H151V256H150ZM162 255H163L164 257H163ZM181 255H182V256H181ZM207 255H209L210 258L212 257L211 254H207ZM210 255H211V256H210ZM224 255H225V254H224ZM224 255H223V256H224ZM256 255H258V256H257L258 258L255 257L254 260H253V259H252V260H247V259L251 258L252 256H256ZM54 256H55V257H54ZM74 256H75V257H74ZM85 256H87V257L85 258ZM119 256H120L121 258H120ZM124 256H125V257H124ZM145 256H146V257H145ZM148 256H149V257H148ZM153 256H154V257L156 256V257L154 258ZM161 256H162V258H161ZM173 256H174V257H173ZM205 256H206V254H205ZM242 256H244V260H247L248 262H246V261L242 262V261L240 260V259H243ZM259 256H260V257H259ZM47 257L49 258V262H50V259H51V262H53L54 259H56V257L58 258L59 256L56 255V254H54V253H51V255H49V256H47ZM47 257H46V258H47ZM50 257H51V258H50ZM69 257H70V260H69ZM72 257H73V258H72ZM76 257L78 258L77 260H75ZM143 257H144V260H143ZM150 257H151V258H150ZM46 258H45V260L48 261V259H46ZM117 258H116V259H117ZM171 258H172V260H170ZM177 258H178V259H177ZM202 258H203V260H202V259H201V260H199V259H195V262L198 260L199 263H197V264H201L200 262L203 263L204 261H207V260H206V257L203 256ZM252 258H253V257H252ZM72 259H73L74 261H73ZM86 259H87V261H86ZM150 259H151V260H150ZM162 259H164V260H162ZM184 259H187V260L185 261ZM189 259H190V260H189ZM208 259H209V258H208ZM52 260H53V261H52ZM66 260H67V261H66ZM68 260H69V261H68ZM71 260H72V261H71ZM124 260H122V263L125 262ZM158 260H160V261H158ZM168 260H169V261H168ZM188 260H189V261H188ZM219 260H220V261H219ZM223 260H224V261H223ZM231 260H233V261H231ZM39 261H40V260H39ZM95 261H96V262H95ZM163 261H164V262H163ZM190 261H191V262H190ZM198 261H197V262H198ZM69 262H71V263H69ZM72 262H73V263H72ZM141 262H142V263H141ZM208 262H209V260H208ZM239 262H240V263H239ZM86 263H85V264H86ZM99 264H100V263H99ZM104 264H107V263H104ZM124 264H127V263H124ZM203 264H204V263H203ZM205 264H207V262H206Z\"/></svg>",
  "mask_w": 264,
  "mask_h": 264
}]
</instances>
